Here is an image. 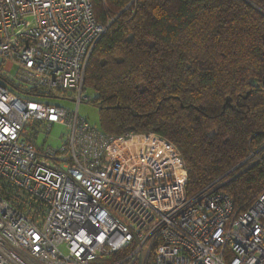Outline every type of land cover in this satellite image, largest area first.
<instances>
[{
	"label": "built area",
	"instance_id": "2783aa9c",
	"mask_svg": "<svg viewBox=\"0 0 264 264\" xmlns=\"http://www.w3.org/2000/svg\"><path fill=\"white\" fill-rule=\"evenodd\" d=\"M106 29L92 0H0V75L27 96L0 79V264H264V190L237 213L215 183L188 196L169 140L79 117Z\"/></svg>",
	"mask_w": 264,
	"mask_h": 264
},
{
	"label": "trees",
	"instance_id": "16d2710c",
	"mask_svg": "<svg viewBox=\"0 0 264 264\" xmlns=\"http://www.w3.org/2000/svg\"><path fill=\"white\" fill-rule=\"evenodd\" d=\"M92 6L107 25L83 81L98 129L162 136L184 161L188 196L215 183L234 213L247 209L264 190V0Z\"/></svg>",
	"mask_w": 264,
	"mask_h": 264
},
{
	"label": "rangeland",
	"instance_id": "374dc122",
	"mask_svg": "<svg viewBox=\"0 0 264 264\" xmlns=\"http://www.w3.org/2000/svg\"><path fill=\"white\" fill-rule=\"evenodd\" d=\"M14 72H15V68H13V70L8 74V76L11 78ZM0 79H2V82L8 88L12 89L17 96H20L22 98L27 97L21 92V90L15 89V87L12 86L11 83L6 82L7 80L3 76L0 75ZM83 96L86 99L80 102V104L78 105L77 113L79 117L84 118L86 121L89 122V124L95 126L96 128H99L100 125H99L98 109L94 105H92L89 101H87L88 97L90 98L93 96V92L89 89H86L83 92ZM47 101L52 104L61 106L68 111H74L76 109V103L70 99L50 98ZM61 132H62L61 127H57V126L53 127L49 135L48 143L51 144L52 146L58 145L59 143L58 137L61 134Z\"/></svg>",
	"mask_w": 264,
	"mask_h": 264
},
{
	"label": "water",
	"instance_id": "95a60500",
	"mask_svg": "<svg viewBox=\"0 0 264 264\" xmlns=\"http://www.w3.org/2000/svg\"><path fill=\"white\" fill-rule=\"evenodd\" d=\"M251 4V3H250Z\"/></svg>",
	"mask_w": 264,
	"mask_h": 264
}]
</instances>
